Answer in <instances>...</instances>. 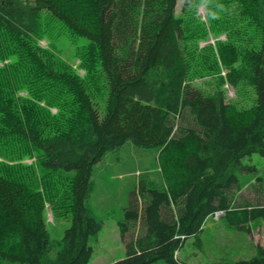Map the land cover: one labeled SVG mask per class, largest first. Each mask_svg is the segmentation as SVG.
Returning <instances> with one entry per match:
<instances>
[{"label":"trees","instance_id":"1","mask_svg":"<svg viewBox=\"0 0 264 264\" xmlns=\"http://www.w3.org/2000/svg\"><path fill=\"white\" fill-rule=\"evenodd\" d=\"M178 1L0 0V264H90L89 239L102 229L87 205L94 169L127 142L157 149L160 173H140L119 222L126 256L110 264H187L176 253L217 211L248 234L264 219L263 201L240 200V173L257 171L244 159L264 155V0H209L216 35L196 15L200 0H184V16ZM231 4L246 33L202 47L234 30L219 16ZM64 34L81 40L85 76L40 45ZM214 76L212 92L194 83ZM227 83L252 86L254 103L227 100ZM256 184L264 197L261 176ZM47 202L71 217L61 239ZM199 264H264V245L248 259Z\"/></svg>","mask_w":264,"mask_h":264},{"label":"rangeland","instance_id":"2","mask_svg":"<svg viewBox=\"0 0 264 264\" xmlns=\"http://www.w3.org/2000/svg\"><path fill=\"white\" fill-rule=\"evenodd\" d=\"M208 1L200 0L196 8V15L199 19L208 22ZM184 0L178 1L177 15L184 16L186 11L183 10ZM219 15L224 22H228L234 28L233 31L222 32L219 36L211 35L208 41H203L200 45L203 47L208 43L215 44L217 40H227L230 35L237 33H246V20L242 18L240 10L235 4L229 5L226 13ZM192 25H199V20L192 16ZM207 23L208 29L214 35L213 28L215 19L212 15ZM44 25H48L47 21ZM49 26V25H48ZM55 30L57 28L55 27ZM220 33V32H219ZM253 34V30L248 34ZM52 38H44L40 41V45L44 48L48 46L54 47L64 59L70 62L81 76L86 75V71L81 67V59L78 56L81 40L74 41L67 34ZM75 39V38H73ZM1 65V64H0ZM227 70L224 69L222 74L225 75ZM100 84L105 89L103 76L101 75ZM196 86L212 92L217 89L220 84V76L212 78H196L194 80ZM227 100L237 104L238 106H250L255 101V91L252 86L242 83L235 88L227 83L224 87ZM101 92L97 93L95 102L103 113L105 110V98ZM56 111V109H53ZM2 159V158H1ZM34 159H27L32 162ZM245 164L255 165L257 171L250 173H240L242 182H247V186L240 193V200H249L251 202L263 201L264 197L256 190H263L256 184L257 178H263L264 185V155L255 153L244 159ZM160 165L158 160L157 149L143 148L132 142H127L121 148L109 151L105 154L103 161L95 166L93 181L94 191L88 201L90 213L102 223V229L89 239L90 245L94 252L90 264H110L120 260L126 256V245L121 236L119 222L124 219L126 208L130 204V195L134 190L140 173L142 177L159 176ZM73 175L74 171L68 172ZM45 217L48 223V229L52 238L61 239L65 230L71 225V217H55L50 202L46 203ZM219 222L213 215L209 216L205 222V228L198 236L187 239L183 247L179 251V259L187 264H199L205 262H233L239 259H248L257 254L251 236L244 231H240L237 227L229 224L227 217H222ZM225 223V226H222ZM250 227L256 229V236L253 238L260 243H264V219H252L249 223ZM198 237L202 243H197ZM54 256L55 253H52ZM7 264H22L19 262ZM152 264H168L164 261H158Z\"/></svg>","mask_w":264,"mask_h":264},{"label":"crops","instance_id":"3","mask_svg":"<svg viewBox=\"0 0 264 264\" xmlns=\"http://www.w3.org/2000/svg\"><path fill=\"white\" fill-rule=\"evenodd\" d=\"M89 208V207H88ZM219 222H221V220L222 219H217ZM231 225V224H230ZM222 226H225V223H222ZM204 228H205V225H204ZM256 229H253L252 227H251V233L249 234L250 236H251V238H252V240L254 241L253 242V244H254V247L256 248V250H257V245H258V242L254 239L255 238V236H256ZM253 235H254V238H253ZM261 245H264V243L262 242V243H260Z\"/></svg>","mask_w":264,"mask_h":264},{"label":"built area","instance_id":"4","mask_svg":"<svg viewBox=\"0 0 264 264\" xmlns=\"http://www.w3.org/2000/svg\"><path fill=\"white\" fill-rule=\"evenodd\" d=\"M223 215H224V212L223 211H217L213 216L216 219H220ZM176 255L178 256V252L176 253Z\"/></svg>","mask_w":264,"mask_h":264},{"label":"clouds","instance_id":"5","mask_svg":"<svg viewBox=\"0 0 264 264\" xmlns=\"http://www.w3.org/2000/svg\"><path fill=\"white\" fill-rule=\"evenodd\" d=\"M202 2H203V0H202ZM217 7L220 8L221 10H223V6L222 5H218ZM214 18H218V17H214Z\"/></svg>","mask_w":264,"mask_h":264}]
</instances>
